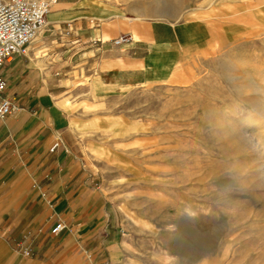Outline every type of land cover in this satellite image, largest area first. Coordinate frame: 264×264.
I'll list each match as a JSON object with an SVG mask.
<instances>
[{"label":"rangeland","instance_id":"1","mask_svg":"<svg viewBox=\"0 0 264 264\" xmlns=\"http://www.w3.org/2000/svg\"><path fill=\"white\" fill-rule=\"evenodd\" d=\"M112 2L180 41L166 76L64 103L116 206L120 264H264V0Z\"/></svg>","mask_w":264,"mask_h":264},{"label":"crops","instance_id":"2","mask_svg":"<svg viewBox=\"0 0 264 264\" xmlns=\"http://www.w3.org/2000/svg\"><path fill=\"white\" fill-rule=\"evenodd\" d=\"M122 34L131 40L114 44ZM179 42L173 22L121 15L112 0H57L42 30L4 63L1 96L12 110L0 116V264L121 263L116 206L64 103L81 90L104 96L166 76Z\"/></svg>","mask_w":264,"mask_h":264},{"label":"built area","instance_id":"3","mask_svg":"<svg viewBox=\"0 0 264 264\" xmlns=\"http://www.w3.org/2000/svg\"><path fill=\"white\" fill-rule=\"evenodd\" d=\"M57 0H0V116L10 113V100L1 96L6 81L1 76L4 63L24 48L36 37L46 25V14ZM131 40L129 34H122L113 39L114 44H121ZM60 140L55 141L50 150H53ZM63 228L58 221L52 228L56 234Z\"/></svg>","mask_w":264,"mask_h":264},{"label":"bare ground","instance_id":"4","mask_svg":"<svg viewBox=\"0 0 264 264\" xmlns=\"http://www.w3.org/2000/svg\"><path fill=\"white\" fill-rule=\"evenodd\" d=\"M261 78H262V77H261ZM256 104H257V106H260L259 103H256ZM254 108H255V107H254ZM256 114H257V113H256ZM256 114H255V117L251 118V117H252V116H251V117H250L251 119H250V120H247V121L245 122V125H244V127H242V130L245 129V128H248V127L251 125V123H253L254 121H256L257 117L260 118L261 116H264V115L261 114V112H260V115H261V116L258 114L257 117H256ZM259 116H260V117H259ZM234 123H235V122H234ZM237 124H238V123H237ZM239 128H240V127H239ZM242 130L239 131L240 133H237L236 128H235L233 125H231V124L229 125V131H230V133H231L230 135H232L233 132H234V133H237V134H240V135H243V134H245V132L242 131ZM234 137H235V136H234ZM262 166H264V165H262Z\"/></svg>","mask_w":264,"mask_h":264}]
</instances>
